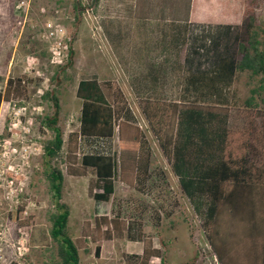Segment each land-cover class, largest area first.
Here are the masks:
<instances>
[{
	"label": "rangeland",
	"instance_id": "obj_1",
	"mask_svg": "<svg viewBox=\"0 0 264 264\" xmlns=\"http://www.w3.org/2000/svg\"><path fill=\"white\" fill-rule=\"evenodd\" d=\"M80 1L82 8L77 11L75 0H0V92L10 79L21 80L25 88L22 95L4 102L0 111V264H51L52 195L45 176L44 145L53 136L43 120L54 114V107L43 97L46 91L57 92L59 127L67 142L69 134L80 128L82 101L77 89L83 79L112 81L122 87L151 142L152 167L166 171L169 187H157L146 195L120 178L115 183L114 198L129 213L140 200L163 208L159 227L149 214L143 219L146 238L164 256L151 264H219L139 103L147 96L175 99L179 92L185 46L173 40L178 31L186 36L193 25H238L243 0ZM258 17L264 27V6ZM71 52L73 65L67 68ZM153 77L158 79L159 92L148 95V87L154 88ZM253 86L247 74L237 81L232 128L244 126L243 102ZM109 144L118 151V132ZM90 151L83 140L80 154ZM53 165L64 175L63 203L71 210L70 234L79 248L80 264H126V255H141L143 242L123 238L103 242L101 256L96 257V244L82 237L83 227L96 217H113V201L97 202L91 196L93 172L71 177L64 162ZM18 210L19 221L25 224L13 221L12 213Z\"/></svg>",
	"mask_w": 264,
	"mask_h": 264
},
{
	"label": "trees",
	"instance_id": "obj_2",
	"mask_svg": "<svg viewBox=\"0 0 264 264\" xmlns=\"http://www.w3.org/2000/svg\"><path fill=\"white\" fill-rule=\"evenodd\" d=\"M74 6L80 10L81 1L75 0ZM243 6L238 25H193L186 36L178 31L173 40L185 46L179 92L175 99L147 96L139 103L219 264H264V27L258 17L264 0H243ZM73 55L67 68L73 65ZM244 74L254 86L243 102L244 126L232 128L238 102L235 85ZM24 92L21 80L10 79L0 92V111L4 102ZM77 97L82 101L80 128L69 134L67 142L59 127L57 92L46 91L43 97L54 107V114L43 120L53 136L44 145L45 176L52 195L51 264H80L79 248L70 234L71 210L63 203L64 175L53 165L60 161L71 177L93 172L91 196L97 202L113 201V217H96L83 227L82 237L96 244L97 258L103 242L127 238L143 242L144 248L141 255H126V264L163 261V251L146 238L143 221L149 214L159 227L161 205L140 200L129 213L114 198L118 178L142 195L170 185L166 171L152 167L146 131L116 82L83 79ZM117 132L118 151H113L109 142ZM83 140L91 151L81 155ZM20 212H13L12 219L25 224L19 221Z\"/></svg>",
	"mask_w": 264,
	"mask_h": 264
},
{
	"label": "crops",
	"instance_id": "obj_3",
	"mask_svg": "<svg viewBox=\"0 0 264 264\" xmlns=\"http://www.w3.org/2000/svg\"><path fill=\"white\" fill-rule=\"evenodd\" d=\"M155 82H154V78H153V84H154ZM156 84H158V82L157 83H155L154 85H152V86H154V88H152L151 87V85L148 87V89L146 90V92H148V95H151V94H153V93H158L159 92V90H156ZM159 89V88H158ZM98 216H101V215H98ZM104 216H107V214L106 215H104Z\"/></svg>",
	"mask_w": 264,
	"mask_h": 264
}]
</instances>
